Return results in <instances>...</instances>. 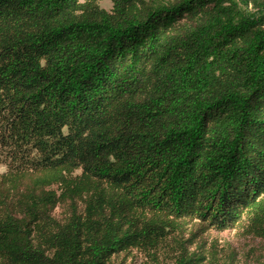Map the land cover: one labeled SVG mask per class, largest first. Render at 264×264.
Returning <instances> with one entry per match:
<instances>
[{
  "label": "trees",
  "instance_id": "obj_1",
  "mask_svg": "<svg viewBox=\"0 0 264 264\" xmlns=\"http://www.w3.org/2000/svg\"><path fill=\"white\" fill-rule=\"evenodd\" d=\"M103 1L0 0V264H241L209 235L264 242V0Z\"/></svg>",
  "mask_w": 264,
  "mask_h": 264
},
{
  "label": "rangeland",
  "instance_id": "obj_2",
  "mask_svg": "<svg viewBox=\"0 0 264 264\" xmlns=\"http://www.w3.org/2000/svg\"><path fill=\"white\" fill-rule=\"evenodd\" d=\"M248 11H255L253 4L246 6V0H236ZM101 6L110 9V0L101 2ZM5 167H0V173ZM209 245L215 246L224 257H235L241 264L264 263V242L253 238H243L235 232H212L209 235Z\"/></svg>",
  "mask_w": 264,
  "mask_h": 264
}]
</instances>
